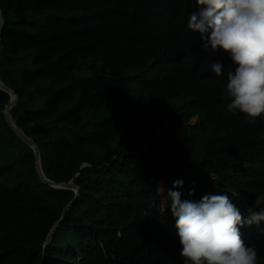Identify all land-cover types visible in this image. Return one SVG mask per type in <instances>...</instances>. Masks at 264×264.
<instances>
[{
  "label": "trees",
  "instance_id": "1",
  "mask_svg": "<svg viewBox=\"0 0 264 264\" xmlns=\"http://www.w3.org/2000/svg\"><path fill=\"white\" fill-rule=\"evenodd\" d=\"M0 10V77L18 95L10 117L39 146L46 178L80 189L42 180L0 88V264H183L170 202L157 211L178 179L182 199L236 193L243 216L259 210L264 119L226 110L235 65L187 27L195 0H0ZM241 232L264 264V222Z\"/></svg>",
  "mask_w": 264,
  "mask_h": 264
},
{
  "label": "clouds",
  "instance_id": "2",
  "mask_svg": "<svg viewBox=\"0 0 264 264\" xmlns=\"http://www.w3.org/2000/svg\"><path fill=\"white\" fill-rule=\"evenodd\" d=\"M198 11L187 21L198 32L202 47L227 53L235 65L227 72L226 110L241 113L250 124L264 119V0H195ZM224 63L211 62V71L223 75ZM184 181L178 179L167 191L175 219L183 264H259L258 250L242 238L241 228L264 222V193L255 199L259 210L243 216L233 202L236 193L205 194L199 200L182 199ZM157 192L163 194L161 185ZM194 187L188 196H194ZM163 204L161 212L165 210Z\"/></svg>",
  "mask_w": 264,
  "mask_h": 264
},
{
  "label": "water",
  "instance_id": "3",
  "mask_svg": "<svg viewBox=\"0 0 264 264\" xmlns=\"http://www.w3.org/2000/svg\"><path fill=\"white\" fill-rule=\"evenodd\" d=\"M3 29V16L0 10V32ZM0 40H1V34H0ZM0 88H2L3 90H5L6 92H8L11 96L12 99L10 101V103L7 105V107L4 110V115L7 119V121L9 122L10 126L12 127V129L17 133L18 136H20L23 140H25L31 147H33V149L35 150V154H36V161H37V171L40 175V177L42 178V180L45 183H49L51 186L56 187V188H62V189H72L74 191H76V195H79L80 189L79 187L74 183V181H70V182H64V183H56L53 181H50L49 179L46 178V176L43 173L42 170V166H41V155H40V149L39 146L33 141L31 140L26 134L25 132L19 128V126L16 124V122L14 121L13 117L10 118L9 115L11 112V109L17 104L18 102V95L15 91H13L12 89L8 88L1 80L0 77ZM14 97V98H13ZM68 209L65 210V213L62 217V219L54 226V228L52 229V231L50 232L46 245L45 247L50 243V241L52 240V237L54 235V232L56 231L57 227L64 221L65 219V215Z\"/></svg>",
  "mask_w": 264,
  "mask_h": 264
},
{
  "label": "rangeland",
  "instance_id": "4",
  "mask_svg": "<svg viewBox=\"0 0 264 264\" xmlns=\"http://www.w3.org/2000/svg\"><path fill=\"white\" fill-rule=\"evenodd\" d=\"M10 114H11V112H10ZM11 116H12V114H11ZM0 181H5V180L2 177H0ZM163 204H165L164 203V198L161 197V205H160V208L157 209V211L161 212V207L163 206ZM168 206H169V201H168V204L165 207V210L163 212H161V214L165 213V211L167 210ZM248 214H249V212H248Z\"/></svg>",
  "mask_w": 264,
  "mask_h": 264
},
{
  "label": "bare ground",
  "instance_id": "5",
  "mask_svg": "<svg viewBox=\"0 0 264 264\" xmlns=\"http://www.w3.org/2000/svg\"><path fill=\"white\" fill-rule=\"evenodd\" d=\"M9 117H10V115H9ZM11 118V117H10Z\"/></svg>",
  "mask_w": 264,
  "mask_h": 264
}]
</instances>
